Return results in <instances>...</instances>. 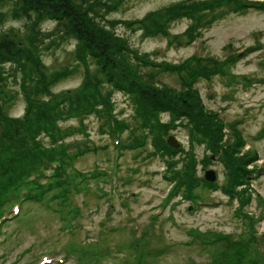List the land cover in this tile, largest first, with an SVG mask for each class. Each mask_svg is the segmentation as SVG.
Wrapping results in <instances>:
<instances>
[{"label":"rangeland","instance_id":"rangeland-1","mask_svg":"<svg viewBox=\"0 0 264 264\" xmlns=\"http://www.w3.org/2000/svg\"><path fill=\"white\" fill-rule=\"evenodd\" d=\"M179 1L183 0H121L116 8L103 16L107 23L105 25L113 27L117 35L128 39L132 48L138 53L147 54L157 64L155 67L140 65L138 73L163 90L181 93L185 89L183 78L186 71L181 70L180 74L162 68L158 63L179 64L196 56L201 58L200 65L215 66L218 72L210 74L209 78H196L192 89L198 91L205 112L214 111L218 114L216 118L223 123V138L233 140L237 136L235 131L239 133L244 145L241 153L255 156L250 166L258 169L264 166V4L235 12L224 9L208 24L200 26L197 30L199 34H194L192 41L187 38L185 31L193 19L185 15L173 17L156 34L144 35V29L154 23L144 26L145 23L140 20L158 21L166 15V10L172 4ZM11 8V2L0 4V34L7 33L18 48L26 46L32 27L27 29L23 25L24 19L12 17ZM3 12L7 16L2 20ZM162 22L163 19L160 24ZM33 29L40 32L41 46L44 47L41 49L40 65L28 73L31 74L32 84L42 75L50 76L53 71L79 65L74 39H68L58 47L51 46L48 49L45 46L56 33L52 31L55 22L44 19ZM243 51L245 55H242ZM12 61L17 62L18 57L14 56ZM226 61L231 63L222 72L218 66L224 67ZM85 70L86 65L81 63L74 72L54 83L52 93L60 96L69 90L80 89L86 76ZM90 71L92 76L95 68ZM246 77H253L258 82L245 87L243 79ZM22 80L19 74L6 75L0 80V132L2 125L6 127L21 119L30 103L22 91ZM191 80L189 78L188 82ZM49 97L47 95L44 98ZM112 101L114 112L120 113L115 115L130 126L121 138L126 144H130L135 137L144 140L145 144L136 148L128 147L127 150L114 147L109 126L103 127L101 131L100 121L94 113L57 119V124L62 127H74L73 136L66 140L80 141L84 133L85 136L89 135L91 146L97 147L96 152H90L74 162V168L83 171L103 170L107 179L87 180L83 183L86 190L72 194L64 202L65 205L58 201L59 197L48 204L37 203L43 197L38 188L34 195L37 200L22 204L19 215L12 216L13 211H8L12 205L7 204L6 216L10 215V218H5L0 224V264H27L29 260L37 264L39 260L34 262L33 255L47 254L58 247H61L60 253L69 254V259L63 261L61 257L51 255L52 261L47 264H234L237 250L247 244L244 243L247 228L240 216H234L238 203L233 190L225 188L230 184V176L226 175L224 164L214 160L204 167L216 173L217 184L220 185L217 191L208 189L203 182L204 169L201 163L210 155L205 149L206 139L199 135L192 137L190 129L178 124L183 119H175L178 122L173 128L169 127L168 135L174 138L182 151L175 152L170 160H166L163 155L155 154L157 146L153 143L151 132L147 130L145 133L141 125L137 126L132 118L129 120L132 116L131 101L119 91L113 93ZM81 117L83 123L79 121ZM159 120L173 121L167 112L160 113ZM168 135H163L162 139L166 140ZM7 137L1 133V142L11 143L16 138L13 136L8 140ZM37 139L49 143L47 136L41 135ZM190 153L194 157L193 179L202 178L201 186L194 188L191 196L194 199L205 197L215 200L206 201L209 202L206 205H195L182 199L179 191L171 197L174 183L169 178L171 171H166V165L168 161L174 162L171 168H180L183 173ZM119 154V173L126 177L125 180H130L124 189L123 180L116 176V157ZM263 174L264 171L257 182L252 183L255 197L243 207L244 212H255L257 215L261 201L255 199H264ZM63 185V180H52L44 187L51 191L48 196H63L67 195L62 189ZM233 189L240 192L245 186L235 184ZM251 189L246 187L247 193ZM71 207L75 210L70 211ZM257 224L258 235L247 246L249 259L245 261L246 264H264V218ZM217 232L227 234V240L210 244L207 235ZM134 244H137L135 249ZM137 246L140 249L136 250ZM143 248L145 253H151L149 257L140 254ZM156 249L162 252L156 255Z\"/></svg>","mask_w":264,"mask_h":264},{"label":"trees","instance_id":"trees-1","mask_svg":"<svg viewBox=\"0 0 264 264\" xmlns=\"http://www.w3.org/2000/svg\"><path fill=\"white\" fill-rule=\"evenodd\" d=\"M120 1L0 0L2 5L11 2V16L24 19L23 25H26L27 29L32 27L27 36V45L19 48L7 33L0 34V80H3L6 75L10 77V74L12 76L21 75L23 79L22 91L25 93L26 99L30 101L21 119L13 121L6 127L2 125L0 132V134L8 135V140H11L13 136L16 137L11 140V143L0 140V211L5 204L6 193L17 187L20 179L35 169L40 162L50 161L57 157L61 159L62 167L57 170L56 180H63L62 189L68 196H48L51 191H48L42 182H38V191L43 194V197L37 203L48 204L59 197L58 201L65 205L64 202L71 197V194H79L82 190H86L83 185L78 188L73 187L72 183L66 179L81 172L74 168V162L90 152H96L97 147L91 146L89 135L85 136L84 133L83 139L80 141L66 140L73 136L74 127H62L56 121L61 117L68 119L94 113L100 121L101 131H103V127L109 126L112 138L123 135V132L130 126L126 121L117 117L120 113L114 112L112 96L117 91L131 101L132 116L129 120L132 118L137 126L141 125L140 128L144 132L147 130L151 132L153 143L157 146L155 154L163 155L166 160H170V157L172 158L176 151H182V148H172L166 140L162 139V136L168 135L169 127L176 126L175 123L178 121H174L175 119L182 118L183 122L179 121L178 124L190 129L192 137L199 135L206 139L205 149L210 155L201 163L203 168L212 164L214 160L224 164L227 170L226 175L230 176L228 181L232 185L230 187L227 184L225 188L229 187V190L234 192L233 186L240 182L241 174L248 171L250 163L255 161V156L250 157L245 152L241 153L244 145L233 125L231 127L234 128L233 131L237 136H234L233 140H229L227 137L223 138L225 135L223 123L219 121V118H216L218 114L214 111L212 113L205 112L198 91L192 89L195 84L193 81H196V78H209L210 74L218 72L215 66L200 65L201 58L196 56L179 64L158 63L162 68L180 74H182L181 70L186 71L183 78L185 79V89L178 94L155 86L154 82L143 78L138 73L140 65L155 67L157 64L152 62L147 54L138 53L132 48L128 39L117 35L113 27L105 25L106 21L103 16L116 8ZM243 2L254 3L248 0H183L172 4L166 10V15H163L164 18L162 16L158 21L140 20V22H144V26L154 23L144 29V35H152L165 28L166 23L173 17L175 19L185 15L193 19V23L185 31L187 38L192 41L194 34H199L197 30L200 26L208 24L216 15L222 14L224 9L233 12L242 10L241 6H236ZM6 16L7 14L3 12L2 20ZM44 19L55 22V29L52 31H56L45 46L48 49L51 46L58 47L66 40L74 39L76 60L79 61V65L74 64V67L53 71L50 76L42 75L32 84L31 74L28 75V73L40 65L41 49L44 47L41 46L40 32L33 28ZM162 19L163 22L160 24ZM152 26L155 27L151 28ZM14 56L18 57V61L13 63ZM81 63L86 65V76L81 88L75 89L76 91L69 90L60 96L53 94L51 88L54 83L74 72ZM230 63L231 61H226L224 67L218 66L219 70L225 72L223 69ZM262 66L264 67V64ZM93 68H95V72L90 76V70ZM151 75L154 76V73ZM189 78H192L190 82H188ZM5 82L6 78L3 86H5ZM47 95L50 97L45 99L44 97ZM30 96L38 97L32 99ZM0 99L2 98L0 97ZM163 112L171 114L173 121H160L159 114ZM79 121L82 122L83 117ZM130 132L133 134L132 129ZM41 135L47 136L49 143L38 140L37 137ZM141 141L135 137L130 144H126L121 139L123 149H128L129 146L132 147ZM186 162L187 165L185 164L183 173L180 168L175 166V170L172 169L171 166L174 162L170 161L166 165L168 168L166 171H171L169 178L175 181L177 190L185 189L191 195L194 189L193 185L197 183L200 187L202 178L200 180L193 179V153H190ZM203 182L209 187L213 185L204 178ZM218 233L223 236L218 243L227 240V234ZM255 239L249 238L244 241L247 244L237 250L234 264H246L245 261L249 259L247 246L252 244Z\"/></svg>","mask_w":264,"mask_h":264},{"label":"water","instance_id":"water-1","mask_svg":"<svg viewBox=\"0 0 264 264\" xmlns=\"http://www.w3.org/2000/svg\"><path fill=\"white\" fill-rule=\"evenodd\" d=\"M168 143L172 146H178V144L176 143V141L174 140V138L172 136H169L168 138ZM210 174V175H209ZM206 178L208 180H213L214 179V173L211 170H208L205 174Z\"/></svg>","mask_w":264,"mask_h":264},{"label":"bare ground","instance_id":"bare-ground-1","mask_svg":"<svg viewBox=\"0 0 264 264\" xmlns=\"http://www.w3.org/2000/svg\"><path fill=\"white\" fill-rule=\"evenodd\" d=\"M251 51L253 50V49H250ZM185 81V79H183V82ZM243 81H244V86L245 87H247V86H249L250 84H252V83H257L258 81L257 80H255V78H251V77H246V78H244L243 79ZM169 136H171V135H168V137H167V139H166V142H167V144H168V138H169Z\"/></svg>","mask_w":264,"mask_h":264}]
</instances>
